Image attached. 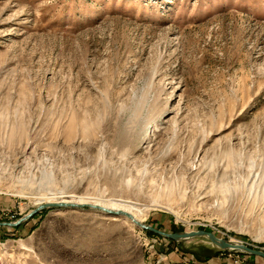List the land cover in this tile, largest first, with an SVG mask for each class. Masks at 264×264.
Listing matches in <instances>:
<instances>
[{"label": "rangeland", "instance_id": "obj_1", "mask_svg": "<svg viewBox=\"0 0 264 264\" xmlns=\"http://www.w3.org/2000/svg\"><path fill=\"white\" fill-rule=\"evenodd\" d=\"M0 221V264H264L159 232L264 251V0H0Z\"/></svg>", "mask_w": 264, "mask_h": 264}, {"label": "water", "instance_id": "obj_2", "mask_svg": "<svg viewBox=\"0 0 264 264\" xmlns=\"http://www.w3.org/2000/svg\"><path fill=\"white\" fill-rule=\"evenodd\" d=\"M45 207H78V206L70 205V204H63V203L62 204L61 203H51L49 205L38 207V209H36L34 212H36V211H38L40 209H43ZM93 208H97V207H93ZM105 211L113 212V211H110V210H105ZM118 214H120V213H118ZM122 214H124V215H126L128 217H131L129 214H127L125 212H123ZM0 224H6V223L0 221ZM9 224H13V223H9ZM159 232L164 234V235H166V236H168V237L176 239V240L189 239V238L195 237V236H207V237H209L212 240V242L214 244H216L217 246L221 247L222 249H225V250L230 249V248H233L234 250L241 249V250H243L245 252L264 257V251L263 250L251 248V247H249V246H247L245 244H241V243L238 244V243L231 242L230 240H227V239H224V238H220V237L216 236L213 232H210V231H207V230L180 232V233H173V234L165 233V232H161V231H159Z\"/></svg>", "mask_w": 264, "mask_h": 264}, {"label": "bare ground", "instance_id": "obj_3", "mask_svg": "<svg viewBox=\"0 0 264 264\" xmlns=\"http://www.w3.org/2000/svg\"><path fill=\"white\" fill-rule=\"evenodd\" d=\"M51 203H63V204H70V205H75V206H78V207H81V206H83L84 204H86L87 206H90V207H97V208H99V209H102V210H109V208L110 209H114V210H116L115 212H119V213H123L124 211H125V209H124V207L121 205V203L120 204H118V203H115L114 204V206L113 207H110V206H108V205H106V204H104V203H90V202H87V203H82V202H78V203H70V201H67V200H61V202H57V201H50V202H41V203H39L38 204V207H41V206H45V205H49V204H51ZM125 213H127V212H125ZM127 214H129L130 216H131V219H133V221L135 222V223H139V224H141L139 221H137V219H135L134 217H133V215L132 214H130V213H127ZM236 243H238V244H240L239 242H236ZM229 250H234L233 248H230ZM238 250H241V249H238Z\"/></svg>", "mask_w": 264, "mask_h": 264}, {"label": "crops", "instance_id": "obj_4", "mask_svg": "<svg viewBox=\"0 0 264 264\" xmlns=\"http://www.w3.org/2000/svg\"><path fill=\"white\" fill-rule=\"evenodd\" d=\"M1 228V227H0Z\"/></svg>", "mask_w": 264, "mask_h": 264}]
</instances>
